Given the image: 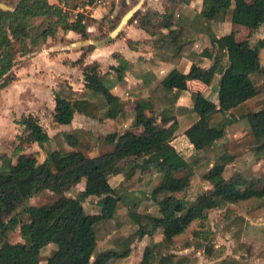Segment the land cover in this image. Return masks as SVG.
Listing matches in <instances>:
<instances>
[{
    "label": "trees",
    "instance_id": "1",
    "mask_svg": "<svg viewBox=\"0 0 264 264\" xmlns=\"http://www.w3.org/2000/svg\"><path fill=\"white\" fill-rule=\"evenodd\" d=\"M82 1L4 0L6 7H0V89L15 79L13 66L17 57L40 48L60 27L88 38L86 15L79 12L72 17L67 9ZM168 1L164 12L141 13L138 9L132 18L137 17L139 25L154 36L155 57L173 63L185 57L193 67L189 74L172 68L135 103L139 131L109 132L102 141L110 148L89 155L78 131L59 130L50 135L32 113L22 114L17 120L21 127L17 143L11 153L0 151V264H39L42 249L51 242L55 247L46 264H87L97 246L104 247L100 254L105 261L128 255L127 248L118 251L108 247L112 234L124 223L118 215L119 203L127 207L136 237L151 236L162 228L161 240L147 244L137 264H171L173 254L157 255V250L174 242L193 221L207 220V211L214 206L213 193H220L221 200L228 203L264 198V174H223L225 164L232 159L223 140L233 118L245 120L254 137L255 151L264 152V65L259 44L237 40L232 32L217 37L211 31V23L228 15L233 23L259 28L264 23V0H234L233 8L231 0H201L196 16L202 18L210 46L200 52L195 49L194 28L190 25L193 19H178L174 15L178 1ZM93 46L88 44L85 51ZM84 55L82 52L74 63L83 62ZM116 57L118 65L114 68L120 79L127 61L119 54ZM204 57L211 59L207 67L201 64ZM216 74L220 75L217 103L198 91L191 108L177 104L180 92L187 88V79L209 84ZM82 75V91L66 79L56 83L52 120L68 124L76 111L99 119L122 118V99L112 92L114 80L100 70L99 62L84 63ZM259 92L258 106L247 105ZM189 110L197 118L183 133L194 151L183 156L172 139L179 126L177 116ZM33 142L46 152L41 161L24 151L25 143ZM209 152L221 161L219 167L212 164ZM124 159L130 165L119 185H112L107 174L120 172ZM4 174L10 176V183L5 182ZM198 174L209 188L195 193ZM81 179H85L84 187L75 195L60 194L53 202L42 205L30 200L45 189L68 191ZM89 196L98 198V216L90 217L84 208L83 202ZM14 230H18L21 241L10 240Z\"/></svg>",
    "mask_w": 264,
    "mask_h": 264
},
{
    "label": "rangeland",
    "instance_id": "2",
    "mask_svg": "<svg viewBox=\"0 0 264 264\" xmlns=\"http://www.w3.org/2000/svg\"><path fill=\"white\" fill-rule=\"evenodd\" d=\"M109 1L105 0L102 5L109 3ZM232 5L234 6V2ZM86 21L89 26L92 24L95 26L93 33H90V37L93 36L94 39L101 35L99 33L101 30L98 27L101 29L103 24L105 27L107 25V21L104 18L99 23L91 17L87 18ZM233 25L236 26V24ZM222 30L224 29H220L218 33L222 32ZM63 39H66L65 36H61V40ZM58 40L59 37L54 36L52 41L46 43L47 46L45 48L59 42ZM258 42L263 46L264 39H259ZM84 48L87 49L86 46ZM85 49L81 50V52L87 54ZM45 54H47V50L43 53L36 51L33 54L17 57L18 61L13 67L15 79L0 90V151L11 153L17 143L16 135L21 130L17 120L22 114L29 112L39 118V121L46 127L50 135L59 130L67 132L77 130L81 136L82 143L88 146L86 152L89 155H95L110 148V145L102 141V137L107 133L121 132L127 128H137L133 106L130 103L128 104L127 100H124L125 102L123 103L127 106L126 114L113 122H109L106 118L101 120L99 118L85 117L83 114H76L74 121L69 125L64 124V126H61L54 123L52 120V88L61 79L60 74L69 72L64 69L60 70V68L56 69L60 67L62 56L55 58L50 64H45V60H42ZM50 55H53V53L50 52ZM87 55L83 59V63L86 62ZM49 65H52L53 68H50ZM81 66V63L78 64L73 72H70V77L75 87H79L82 80L80 78ZM218 82V75L209 84L197 82L199 85L187 89L182 94L180 101L184 102V95L187 97L185 100L193 101L199 89L204 96L217 101L216 94L214 97L208 96L213 90L208 89L209 92L206 95V89L208 87L217 88ZM260 98L261 93L259 92L248 100L246 104L256 107L260 102ZM236 112L238 113L239 111ZM132 118L133 121L131 120ZM227 129L225 136L227 140L224 143L227 144V152L232 155V159L224 166V176L228 177L237 171L241 176L245 177L262 176L264 174V152L255 151L254 137L250 133L245 120L240 117L233 118V121L227 125ZM262 139L263 137L259 141ZM181 140L177 143L174 141V143L177 147H180V153L183 156H187L192 153L193 149L187 146L188 140L185 137H182ZM47 146L50 147V145ZM24 151L35 154L39 161L46 156L45 150L36 142L25 143ZM209 155L211 156L212 164H216L219 167L221 161L217 157L212 156L211 152H209ZM121 165L122 170L119 173L107 174L112 185H119V182L123 179V172L129 167L130 161L124 159L121 161ZM3 178L6 183L11 182L8 174H4ZM84 184L85 179H81L80 182L63 193L45 189L34 194L30 200L37 205L51 203L60 194L75 195L83 188ZM206 188H209V184L198 174L194 185L195 193ZM228 188H231V186ZM211 197L214 206L208 209L207 220L193 221L187 230L175 238L174 242L160 247L156 254L158 255V252H162V254L172 253L173 261L171 264H222L223 260H226L225 263L227 264H264V198L261 200L251 198L239 203H228L221 200L220 193L215 192ZM147 198L148 196H144L145 200ZM97 199L96 196H89L83 202L84 208L90 217L95 214L98 216L99 205L97 204ZM117 211L124 223L121 229L112 234L108 247H113L118 249V251L127 248L129 254L105 261L100 254L104 247L97 246L89 256L87 264H137L142 258L145 245L151 242H158L163 237L161 227L151 236L136 237L133 234L135 226L127 215V207L119 203ZM10 240H22L18 230H14L11 233ZM54 247L55 244L51 242L42 249L39 264H46V258Z\"/></svg>",
    "mask_w": 264,
    "mask_h": 264
},
{
    "label": "crops",
    "instance_id": "3",
    "mask_svg": "<svg viewBox=\"0 0 264 264\" xmlns=\"http://www.w3.org/2000/svg\"><path fill=\"white\" fill-rule=\"evenodd\" d=\"M177 1L178 2L176 3L174 8V15L178 19L183 18L184 16L185 18L182 21H188L193 19L190 25L191 27L194 28L193 35L194 38L196 39V44H195L196 51L200 52L204 47H209L210 40L208 34L205 32V29L202 28V18L196 16L201 10L202 1L201 0H177ZM49 2L59 3V0H49ZM233 2L234 0H231V5H230L231 8H233L232 5ZM169 3L170 2L168 0H110L109 3L107 4L96 5L93 3V1L87 2L86 0H83L82 3L79 4V6L76 7L68 6L67 9L71 12L72 17L75 16L77 13L81 12L86 15L85 19L91 17L95 19L98 23L102 18H104L105 21H107V25L105 27L103 26L104 25L103 24L102 25L103 29L102 28L100 29L98 27V29L101 30L99 32L101 34L100 37H97V39H94L93 36L90 37L91 35L90 33L91 32L93 33L95 28L94 24L89 26V24L87 23V30H86L88 33L87 39L82 38L81 35L73 29L70 28L62 29L60 27L57 33L55 34L56 37L57 36L59 37L58 40L59 42L51 45L50 47L45 48L47 46L46 43L52 41L54 38V37H47L45 42L40 46V48L32 52H29L25 55L33 54L36 51H39V53H43L44 51L47 50V54H45L46 58L42 57V60H45V64H50V62L51 61L53 62L55 58H60L62 56V62L60 61L61 62L60 67H57L56 69L59 68L60 70L64 69L67 70V72L69 73L60 74L61 75L60 80L66 79L70 84L73 85L75 89L82 91L83 89L82 66L80 68L81 69L80 78L82 80L79 84V87L74 86V83L70 77V72H73V70L77 67V65L80 64V63H74V61H76L81 56L82 54L81 50H84L85 49L84 47L85 46L87 47L88 44L90 43L93 44L94 45L93 48L91 50L86 51L88 55L85 53L83 59L87 55L88 58L85 63L93 60L98 61L100 65V70L102 72H106L107 76L111 77L114 80L111 90L113 93L119 95L120 98L122 99V105L124 107L126 114L127 106L123 104L125 102L124 100H127L128 104L129 103L132 104L133 106L132 109L134 110L135 103L139 101L143 96H145L150 91V89H152L156 85V83L159 82L172 68L174 67L179 68L185 74H189L193 67V62L185 57H182L177 63L160 60L157 57H155L153 53L154 36L149 34L143 27L139 25L137 17L132 18L133 13L138 9L141 11V13H144L145 11L148 10L164 12L166 6ZM112 4H113L112 6L113 8L112 10H110ZM61 5H64V3L62 2ZM0 7H6L4 0H0ZM105 21L104 23H106ZM233 24H236V26ZM220 29H224V30L218 33ZM211 31H213L217 37L232 32L237 40L248 39L253 44L258 43L260 61L261 64L264 65V42H263V46L260 45V42H258L259 39L260 40L264 39V23L260 25L259 28H251L243 24L231 22L230 17L228 15L224 20L211 23ZM61 36H65L66 39L61 40ZM50 52L53 53V55H50ZM116 54H119L127 61V67L125 68L120 79L116 78L117 73L114 68L115 66L118 65ZM81 64L83 65L84 63L81 62ZM201 64L207 67L211 64V59L208 57H204ZM49 66L50 68H53L52 65ZM216 75H218V77L220 78L219 74ZM197 82L203 83L198 79H192V78L187 79V88L180 92L177 99L178 105L185 106L187 108L192 107L194 100L193 101L185 100L187 98L186 95H184L183 97L184 102H181L180 98L187 89H191V87H197L199 85ZM55 85L53 86V88L55 87ZM200 87L203 88L202 86ZM3 88H1L0 90H2ZM53 88H52V95H53ZM208 89L213 90L212 93H210L209 95H208L209 92ZM217 89L218 86L217 88L208 87L206 89L207 90L206 95H208L209 97H214L216 94L218 98ZM198 91L201 92L200 89ZM214 102L217 103L218 100ZM53 108H54V99H53ZM76 114H83L85 117H90L88 115H85L84 113L76 111L74 113L72 121L65 125L71 124L74 121ZM177 118H178L179 126L175 131V136L172 139V143L179 151L180 147H177L174 141H176L177 143L179 140H181L182 137H185L188 140V138L185 136L183 131L189 124H191L197 118V116L195 112L189 110L180 113L177 116ZM106 119L109 120V122H113L116 120L112 118H106ZM101 120H104V118ZM131 120L133 121V118ZM58 125L64 126V124H58ZM136 127L137 128L135 129L132 128L131 129L135 131H139L141 129V126L138 123H136ZM69 133H71V131ZM226 140L227 139L224 138L223 141L225 142ZM187 144H188L187 146H189L190 149L192 148L194 151V148L192 144L189 142V140ZM158 229L159 228H157V230Z\"/></svg>",
    "mask_w": 264,
    "mask_h": 264
},
{
    "label": "built area",
    "instance_id": "4",
    "mask_svg": "<svg viewBox=\"0 0 264 264\" xmlns=\"http://www.w3.org/2000/svg\"><path fill=\"white\" fill-rule=\"evenodd\" d=\"M94 4L96 5H102V3L105 1V0H92Z\"/></svg>",
    "mask_w": 264,
    "mask_h": 264
}]
</instances>
